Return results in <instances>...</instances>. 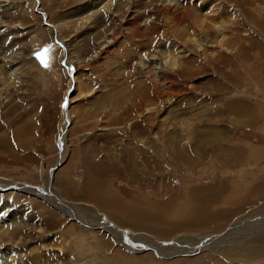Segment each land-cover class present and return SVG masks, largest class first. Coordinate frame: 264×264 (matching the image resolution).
<instances>
[{
    "label": "rangeland",
    "instance_id": "rangeland-1",
    "mask_svg": "<svg viewBox=\"0 0 264 264\" xmlns=\"http://www.w3.org/2000/svg\"><path fill=\"white\" fill-rule=\"evenodd\" d=\"M163 1L135 27L141 0H0V57L24 69L0 76V183L16 185L0 203L17 216H0V264H264V237L244 235L264 217V0H214L217 54L221 32L197 30L214 63L184 43L194 13L176 23ZM145 50L174 86L160 100L131 58Z\"/></svg>",
    "mask_w": 264,
    "mask_h": 264
},
{
    "label": "bare ground",
    "instance_id": "bare-ground-1",
    "mask_svg": "<svg viewBox=\"0 0 264 264\" xmlns=\"http://www.w3.org/2000/svg\"><path fill=\"white\" fill-rule=\"evenodd\" d=\"M158 0H141V2H137L136 4L138 5H135L134 6V8H133V12L132 13H130L129 14V16H131L129 19H127L126 20V24H134V26L135 27H137V26H139L138 24H136L135 23V21H134V17L136 18L137 17V20H142V19H144L145 18V25L147 26H149L150 24H151V20H152V15H153V12L150 10V9H148V6L149 5H151V4H154L155 2H157ZM168 1H171V3H168V4H176L177 5V9L179 10V8H181L180 9V11L179 12H177V17H175L176 18V23H179V24H183L184 23V21L186 20V17L187 16H189L190 14V12H192V13H194V17L192 18V26H193V30H192V32L187 36V39H186V42H184L185 44L186 43H193V42H195V44L197 45V47H198V51L199 52H201V55L200 56H198V55H196V56H198V57H201L202 59V61H204V62H206V63H209V62H211V63H214L213 61H212V58H211V56L209 55L208 56V54L206 53V47L204 46V44L199 40V38H198V36H199V33H198V29L200 28L201 29V31H203V30H206V29H208V23L210 24V28H212V27H214V28H217L219 31L220 30H222L223 28V25H222V23H218V21H219V19L220 18H222L223 16H220V15H218V18H216V19H213L212 18V16L214 15V14H216V13H219L220 14V11L219 10H222V9H225V6H222V4H220V3H217V2H215L214 0H211V1H209V3L207 2V3H205V0H168ZM220 1V0H219ZM96 2V1H95ZM165 2V0L163 1V3ZM91 3V2H90ZM222 3H224V4H226L224 1H222ZM139 4H141V6H139ZM206 4V5H205ZM94 4H92V6H93ZM199 5V6H198ZM91 6V5H90ZM222 6V7H221ZM133 7V6H132ZM159 7H160V5H159ZM1 8V7H0ZM194 8V9H193ZM162 9H163V6H162ZM88 10H90V8L88 7V8H85V11H88ZM77 11V10H76ZM229 11V10H228ZM8 12V11H7ZM81 12V11H80ZM3 13V12H2ZM77 13V12H76ZM79 13V12H78ZM224 13V12H223ZM238 15H239V13L237 14V13H234V16H235V18H237L238 17ZM116 16V15H115ZM117 17H118V15H117ZM216 17V16H215ZM120 19V18H119ZM151 19V20H150ZM222 20H224L223 18H222ZM146 22H148V24L146 23ZM182 22V23H181ZM0 23H2V20H0ZM124 23V22H123ZM175 24V23H174ZM122 25V24H121ZM214 25V26H213ZM126 26V25H125ZM122 27V26H121ZM146 28H148V27H146ZM135 29V28H134ZM134 31V30H133ZM144 32V31H143ZM142 32V33H143ZM221 32V31H220ZM176 33V32H175ZM180 34V33H179ZM226 33H223V32H221L220 33V35L218 34V36H217V38H216V42H217V44L214 46V50L212 51V53H214V54H217V52H219V48H217V47H222V45L225 43V40H226ZM181 37V36H180ZM174 40V39H173ZM178 38H177V45H176V42H174L172 45L175 47V49L177 48V50H176V53L174 52V54H177V55H172V56H170V59H169V64L172 66V68L175 70L176 68H177V71H180V68H181V65H180V63H179V61L181 60V59H184V57H185V55L187 56V50H185L186 48V46L184 47V44L183 45H180L181 43H179L178 42ZM188 45V44H187ZM12 46V45H11ZM14 46V45H13ZM12 48V47H11ZM105 48V47H104ZM227 49V48H226ZM6 50V49H5ZM66 50H67V48H66ZM231 50V49H230ZM18 52H19V50H17ZM173 51H175V50H173ZM147 52H148V54H147ZM151 51H148V50H145L144 52H142V53H138V55H133V56H131V58H132V60H133V62H134V60L135 59H138V60H140L139 61V65L140 66H143L144 67V69L142 68L141 69V72H142V75L143 76H145V74H149V72L150 71H157L158 73H156V78H155V80H151L152 82H151V85H150V88H148V90L150 91L151 90V93H152V97L155 99V100H160L161 99V97H162V95H164L165 94V92L163 91V89H162V85L164 86V89L166 88L167 89V91L168 92H171L172 91V89H173V84H171V81L168 79V71L169 70H163V69H160V68H158L159 66V63H162L163 64V61H161V62H159L160 61V54H158V53H154V52H152V53H150ZM8 53V52H7ZM12 53V52H11ZM212 53H211V55H212ZM193 53L191 52L190 54H188L189 56H194V55H192ZM1 55V54H0ZM14 55H16V54H14ZM19 55V54H18ZM17 57V56H16ZM22 57V56H21ZM21 57H20V59H21ZM10 58V57H9ZM8 58V59H9ZM18 58V57H17ZM16 58V59H17ZM220 58V57H219ZM4 58H1L0 57V76L1 75H3L4 73H8V76L11 78V77H14V76H17V73H18V71H20L21 70V72L24 70L23 69V66H21V65H17L18 63L17 62H19V61H17V62H14V61H10V59H9V61H7V62H5V60H3ZM19 59V60H20ZM78 59V58H77ZM75 62H72V63H74V65H77L79 62L78 61H80V60H74ZM145 61V62H144ZM208 61V62H207ZM166 63V62H165ZM6 65V66H5ZM162 66V65H161ZM172 70V69H171ZM23 73V72H22ZM22 73H20V75L22 74ZM79 73V72H78ZM19 74V73H18ZM78 76V75H77ZM149 77V75L146 77H144L143 78V80H145L146 78H148ZM75 79V78H74ZM151 79V78H150ZM79 80V79H78ZM77 80V81H78ZM76 81V82H77ZM75 82V83H76ZM140 83H142V81H140ZM149 82H147V84H148ZM79 84H80V82H79ZM76 86H75V88H76V90L77 89H79L80 88V85H78L77 83L75 84ZM151 86H152V88H151ZM167 92V93H168ZM169 94V93H168ZM164 97V96H163ZM170 97V96H169ZM165 98V97H164ZM152 109V108H151ZM150 108H147L146 110L147 111H149V110H151ZM147 126H149V125H147ZM147 128V127H146ZM149 130V129H148ZM4 186V184H3V182L2 183H0V187L2 188ZM16 186V185H15ZM15 186H12V188H10V187H7V184H5V188L3 189V191L2 192H0V197H1V194L3 193V192H5V193H9V192H12L14 189L13 188H15ZM21 186V185H20ZM23 186V185H22ZM27 186V185H26ZM19 187V186H18ZM25 185L23 186V187H21L23 190H25L24 192H27V193H29L30 191L25 187ZM32 187V190H34L32 193H37L38 194V189L35 187H33V186H31ZM20 190V189H19ZM31 190V189H30ZM31 190V191H32ZM44 199H46V198H44ZM67 203V202H66ZM222 203V202H221ZM165 207V206H164ZM5 209H8V206L7 205H4V204H1L0 203V216L3 214V216L5 215L2 211L3 210H5ZM11 209V208H10ZM192 209H193V207H192ZM192 209H191V211H192ZM13 210V209H12ZM7 211V210H6ZM19 212V211H18ZM197 213H199V212H197ZM188 214V213H187ZM202 214V213H201ZM199 215V214H198ZM7 218H8V222H6V221H4V222H6L8 225H10V226H12L13 225V223L12 224H10V221H11V219H15V218H17V216H16V212L15 211H11V210H9V212L8 213H6V215H5ZM19 216V215H18ZM22 216V215H21ZM188 216V215H187ZM157 217V216H156ZM162 217V216H161ZM189 217H190V215H189ZM201 217H203V216H201ZM197 219H196V221H195V223L194 224H198V222L201 220V218L198 216V217H196ZM5 219V218H4ZM97 219H100V218H97ZM164 219V218H163ZM17 220V219H16ZM104 220V219H103ZM187 221V224H189V226H191V224H190V222H191V220L189 219V220H186ZM12 222H15V221H12ZM104 222H106V221H104ZM189 222V223H188ZM249 222V225H250V227H252V228H250V227H248V228H250V230H256V231H249V230H247L246 231V233L244 234V235H246V234H248V235H250L249 237H250V240H251V236H253L254 238H256V239H261L262 237H264V217L263 218H255L253 221H248ZM243 223H245L246 224V222H243ZM242 223V224H243ZM251 223V224H250ZM238 224V223H237ZM237 224H235V225H237ZM109 225V224H108ZM248 225V224H247ZM103 226H107V225H105V224H103ZM198 226V225H197ZM246 226V225H245ZM7 228V227H6ZM10 228V227H9ZM11 229V228H10ZM240 230V229H239ZM233 231H235V229L233 228V229H231L229 232H226V234H225V236L226 237H223V236H215V237H206L204 240H203V242H201L202 243V246H207V247H211L212 246V244L214 243L215 244V247L216 248H218V247H220V248H223V247H225V246H227V245H229V244H233V243H235V241L234 240H232V241H230L227 245H225V244H222L223 242H226V240L228 239V236L227 235H229L230 237H234L235 236V234L236 233H233ZM5 232V231H4ZM242 231H237V234L239 233H241ZM250 232V233H249ZM253 232H254V234H253ZM135 234V233H134ZM131 235V234H130ZM247 236V235H246ZM145 238H147V236H145ZM248 237H246V239H247ZM253 238V239H254ZM148 239V238H147ZM192 239V238H191ZM184 239H182V240H180L179 239V241H177V242H173L172 243V245L171 246H168V247H165V248H158V249H160L161 250V254L163 255V256H170V255H173V254H171V253H168V252H165L166 250H169V249H171V251L170 252H177V250H176V248H177V245L178 246H180L181 245V242H184L183 241ZM199 240V239H198ZM198 240H197V242H198ZM255 240V239H254ZM262 240V239H261ZM181 241V242H180ZM192 241H195V239L194 240H192ZM217 242V243H215V242ZM150 242H152V244H146V245H151L152 247H156L157 248V245H159L160 247L162 246L161 244H156V246L154 245L155 244V242L156 241H154V240H152V241H150ZM212 242V243H211ZM189 243V242H188ZM195 243V242H194ZM199 243V242H198ZM144 244V243H143ZM214 244H213V246H214ZM220 244H222V246L220 245ZM184 246H185V244H183ZM182 245V246H183ZM194 245V244H193ZM200 245V244H199ZM182 246H180V247H182ZM183 246V247H184ZM188 246V245H187ZM212 246V247H213ZM182 247V248H183ZM189 247V246H188ZM209 249V248H208ZM181 250V249H180ZM188 250V249H187ZM193 250V249H192ZM218 250V249H217ZM190 251V250H189Z\"/></svg>",
    "mask_w": 264,
    "mask_h": 264
},
{
    "label": "snow or ice",
    "instance_id": "snow-or-ice-1",
    "mask_svg": "<svg viewBox=\"0 0 264 264\" xmlns=\"http://www.w3.org/2000/svg\"><path fill=\"white\" fill-rule=\"evenodd\" d=\"M45 66H47V63H45Z\"/></svg>",
    "mask_w": 264,
    "mask_h": 264
},
{
    "label": "water",
    "instance_id": "water-1",
    "mask_svg": "<svg viewBox=\"0 0 264 264\" xmlns=\"http://www.w3.org/2000/svg\"><path fill=\"white\" fill-rule=\"evenodd\" d=\"M72 73H73V71H72ZM66 107V106H65ZM60 147H62L61 145H60Z\"/></svg>",
    "mask_w": 264,
    "mask_h": 264
}]
</instances>
